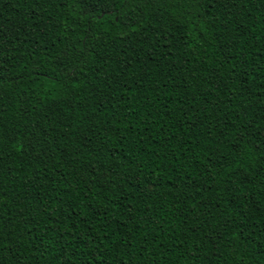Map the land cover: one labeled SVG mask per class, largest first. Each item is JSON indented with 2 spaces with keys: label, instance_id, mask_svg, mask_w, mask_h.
<instances>
[{
  "label": "trees",
  "instance_id": "1",
  "mask_svg": "<svg viewBox=\"0 0 264 264\" xmlns=\"http://www.w3.org/2000/svg\"><path fill=\"white\" fill-rule=\"evenodd\" d=\"M0 264H264V0H0Z\"/></svg>",
  "mask_w": 264,
  "mask_h": 264
},
{
  "label": "snow or ice",
  "instance_id": "2",
  "mask_svg": "<svg viewBox=\"0 0 264 264\" xmlns=\"http://www.w3.org/2000/svg\"><path fill=\"white\" fill-rule=\"evenodd\" d=\"M82 2L85 4V6L87 7V5L89 4V3H95L96 2V0H82Z\"/></svg>",
  "mask_w": 264,
  "mask_h": 264
}]
</instances>
